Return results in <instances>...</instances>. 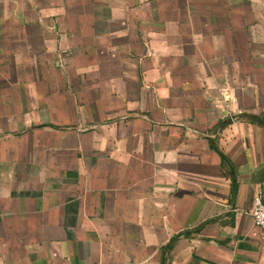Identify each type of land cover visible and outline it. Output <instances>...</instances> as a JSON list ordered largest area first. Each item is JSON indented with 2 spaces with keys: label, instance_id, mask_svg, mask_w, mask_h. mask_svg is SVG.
<instances>
[{
  "label": "crops",
  "instance_id": "obj_1",
  "mask_svg": "<svg viewBox=\"0 0 264 264\" xmlns=\"http://www.w3.org/2000/svg\"><path fill=\"white\" fill-rule=\"evenodd\" d=\"M254 117L264 0H0V264H264Z\"/></svg>",
  "mask_w": 264,
  "mask_h": 264
},
{
  "label": "built area",
  "instance_id": "obj_2",
  "mask_svg": "<svg viewBox=\"0 0 264 264\" xmlns=\"http://www.w3.org/2000/svg\"><path fill=\"white\" fill-rule=\"evenodd\" d=\"M248 213L256 224L264 226V189L259 190L255 194L253 203L248 209Z\"/></svg>",
  "mask_w": 264,
  "mask_h": 264
},
{
  "label": "trees",
  "instance_id": "obj_3",
  "mask_svg": "<svg viewBox=\"0 0 264 264\" xmlns=\"http://www.w3.org/2000/svg\"><path fill=\"white\" fill-rule=\"evenodd\" d=\"M256 120H258V121H260V122H262V123H264V118H261V117H254ZM176 237V236H175Z\"/></svg>",
  "mask_w": 264,
  "mask_h": 264
}]
</instances>
